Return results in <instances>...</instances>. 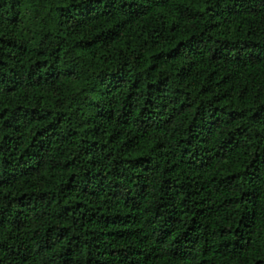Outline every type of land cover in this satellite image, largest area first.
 <instances>
[{"label": "trees", "instance_id": "trees-1", "mask_svg": "<svg viewBox=\"0 0 264 264\" xmlns=\"http://www.w3.org/2000/svg\"><path fill=\"white\" fill-rule=\"evenodd\" d=\"M0 264H264V0H0Z\"/></svg>", "mask_w": 264, "mask_h": 264}]
</instances>
